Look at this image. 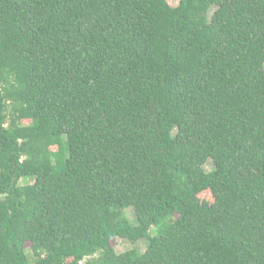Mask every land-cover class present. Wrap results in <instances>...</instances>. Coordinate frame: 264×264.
I'll use <instances>...</instances> for the list:
<instances>
[{
  "label": "trees",
  "instance_id": "1",
  "mask_svg": "<svg viewBox=\"0 0 264 264\" xmlns=\"http://www.w3.org/2000/svg\"><path fill=\"white\" fill-rule=\"evenodd\" d=\"M218 3L0 0V264H264V0Z\"/></svg>",
  "mask_w": 264,
  "mask_h": 264
},
{
  "label": "rangeland",
  "instance_id": "2",
  "mask_svg": "<svg viewBox=\"0 0 264 264\" xmlns=\"http://www.w3.org/2000/svg\"><path fill=\"white\" fill-rule=\"evenodd\" d=\"M172 5H177V3H178V1L179 0H168ZM214 1V4L215 5H218L219 3H218V1L219 0H213ZM25 124H28V122H25ZM207 168L208 169H211L212 168V164L211 163H209L208 165H207ZM199 198H200V200L201 201H207V202H211V193L209 192V190L208 191H204L203 193H201L200 195H199ZM130 216L132 217V214H130ZM113 244L115 245V247H116V249H117V251H124V250H127V249H129V248H131L133 245L130 243V242H128V241H126V240H123V239H120V238H116V239H114L113 241ZM138 246L139 245H141V246H144L143 244H137ZM67 264H73V261H68V263Z\"/></svg>",
  "mask_w": 264,
  "mask_h": 264
}]
</instances>
